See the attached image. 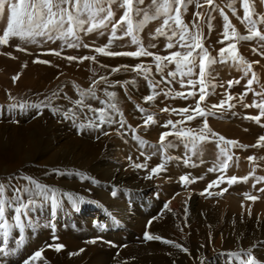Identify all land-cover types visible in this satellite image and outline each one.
Masks as SVG:
<instances>
[{
    "label": "bare ground",
    "instance_id": "6f19581e",
    "mask_svg": "<svg viewBox=\"0 0 264 264\" xmlns=\"http://www.w3.org/2000/svg\"><path fill=\"white\" fill-rule=\"evenodd\" d=\"M0 53L9 52L0 47ZM211 55L218 57V54ZM18 56L21 61L9 62L10 56L0 55V73L7 75L0 76V180L15 175L16 179L20 178L13 183L24 185V176L38 180L37 175L51 169L48 179L40 182L61 193V207L51 218L54 230L48 227L46 217L49 213L43 209L40 212L33 209L30 216L23 218V230L11 227L7 247L15 251L8 255L0 254V264H24L40 249H43V258L36 264H240L239 260L222 252L246 250L253 245H258L254 254L264 261L263 193L252 201L237 198L245 192L232 190L234 196L227 195L222 200L213 201L212 208H208L198 201L196 193L178 194L177 187L166 183L165 171L151 180L146 179L151 168L142 170L136 176L130 168L138 158L133 156L132 160L128 159L127 149L119 143L121 136L144 132L151 140L147 142L159 145L160 136L157 134L166 129L158 126L136 128L134 118L126 107L123 112L126 125L116 142H108L106 138L93 142L77 138L81 131L78 126L58 124L53 121L57 117L51 113L35 117L36 109L29 111L28 116L22 111L10 109L7 105L24 102L28 105L42 101L52 104L58 84L67 82L85 91L98 79L93 75V67L83 62L55 58L57 61L50 60V64H40L33 63L36 59L34 53L21 52ZM147 67L150 68L149 65ZM14 76H19L16 82H13ZM11 91L16 92V96H10ZM261 91L264 92V88ZM116 101L121 109L122 99ZM91 116L94 114L88 115ZM30 118L33 120L28 124L16 122L10 131L4 124L9 119ZM102 128L86 130L96 136L106 131ZM212 129L226 139L247 144L255 142L250 137L244 139L245 132L240 128L214 123ZM173 138L176 137L169 136L167 141ZM259 177H264V170L250 180L256 185L251 188L254 193H258L259 185L264 184V180L257 182ZM94 180H99V183ZM110 190L117 191L118 195L112 197ZM63 193L83 197L86 202L80 204L77 210ZM166 203L172 211L164 208ZM12 216V210L6 208V217ZM8 222L10 226L15 224L14 219ZM146 231L180 243L189 251L182 252L161 241H147L144 239ZM20 236L24 237L23 245L16 243ZM54 236H58L59 240H53ZM97 237H103V241L88 243ZM3 240L0 230V247L4 246ZM54 243H62L65 248L56 252L48 247ZM81 248L85 251L70 255Z\"/></svg>",
    "mask_w": 264,
    "mask_h": 264
},
{
    "label": "snow or ice",
    "instance_id": "6c2138e0",
    "mask_svg": "<svg viewBox=\"0 0 264 264\" xmlns=\"http://www.w3.org/2000/svg\"><path fill=\"white\" fill-rule=\"evenodd\" d=\"M243 8V16L240 18L241 23L247 26L248 35L240 34L233 26L229 16L225 13L224 8H220L215 3V0H195V6L197 9L207 4L210 9H218L221 17L223 18V40L220 43L226 44L225 47L220 48L218 57L211 55L209 50L204 46V35L201 28V20H203V14L199 11L194 12L191 27L183 19V13L187 10V5L193 3V0H150L146 5V0H8L7 10L10 13L7 18L6 28L0 35V46H10V41L13 38H18L25 43H39L41 41H61V50L49 49L47 54L55 55L57 57L62 56L63 47L67 48H89L90 45L83 41V37L89 34L99 33L104 35V30H108L110 27V35L108 42L105 46L95 47L93 50L96 53L102 54L107 57H153L156 62V71L163 74L165 68L168 65H175V70L167 72V76L162 75L160 81H151L149 86L153 90V94L145 97L146 101H153L158 93L156 88L163 82L171 84L176 80L177 75L180 76L179 83L182 88L187 87L189 91L176 92L173 98L179 97L184 100L190 98L195 101L194 107H184L180 109H171L181 115L183 119L178 121L168 120L164 125L165 128L171 126L170 131H164L159 137L160 149H167L175 147L170 141H167L169 136H175L181 143L184 144L186 149H189L195 153L198 149V145L215 141L217 148L219 149L220 156L225 157L220 161L217 166L209 168V172L213 171H225L229 168V162L232 161L233 156L230 154L231 148L241 147H264V135L258 137L257 144L254 145H242L237 140L226 139L223 135L215 133L208 124L207 117L214 115L213 110H223L225 107L228 109L233 108L235 105L231 103L234 97L231 94H227L225 99H222L219 104L211 105L210 107H201V104L207 100V98L215 94V89L223 87V84L216 82L213 66L216 64H226L231 62L233 66L241 69L245 75L251 73V78L247 80L246 91L241 94V102L243 97L248 92L253 91V84L257 81V76L253 72L252 63L248 62L238 50V44L233 41H244L260 39L264 41V14H257L253 12L254 0H239ZM231 9L232 14L237 15V10L234 4L230 2L226 5ZM119 7L122 9V14L119 19L115 18L114 8ZM5 12V6L0 4V15ZM139 18V19H136ZM162 19V23L155 29L153 39L157 37H166L167 49H176L169 52L167 55L154 54L148 51L139 36V33L143 31L146 22ZM211 20V13H209L208 21ZM208 21H205L207 23ZM125 37H131V42L138 45L137 51H117L109 50L115 40H123ZM37 38H40L38 41ZM151 48H156L155 43L150 44ZM16 51L27 52L28 49L20 45L16 46ZM255 51V49H253ZM31 54V53H30ZM264 54V53H261ZM0 55H8L12 59H16L11 53H0ZM62 58L71 61H77L82 63L86 60L95 61V56H75L67 55ZM33 63L50 64V61L40 59L37 57L33 60ZM258 63V61L256 62ZM27 66L26 64L24 65ZM121 68L128 69L137 73V75H143L147 80L151 69L143 64H137L135 66L122 65L118 68H113V72H118ZM197 69L199 70L197 72ZM185 77L187 80L185 81ZM195 77V79H193ZM19 76L13 77V82L18 80ZM171 78V79H169ZM100 83L108 84L109 87H114L116 84H121L120 81L110 82L107 77H101L100 80H94L92 86L80 93L81 99L76 100L77 105L84 104V97H90L91 99H98L96 95L97 86ZM134 84L135 81L123 82L121 86L127 84ZM240 80H230L227 82L228 88H231L234 84H239ZM199 86V87H197ZM166 96H172V90L164 93ZM56 95V93H53ZM105 95L109 98L108 101H101L102 104L107 103V108H93L90 104L85 105L88 111L94 114L95 119H90L87 124H79L78 127L81 131L92 128L100 129L104 124H111L116 121L113 120L112 113L118 114L123 117V112L120 110L118 103L113 102L116 100V93L105 90ZM256 95L261 96L260 102H254L253 104H243V107L250 108L255 107L260 110V114L256 116H246L247 119L255 121L257 124L261 123V117H264V92H258ZM198 96V99L196 97ZM51 105L45 102L40 104H12L8 107L10 109L20 108L25 110L27 108H35L37 110L41 108H47ZM2 107V106H0ZM111 110V112L109 111ZM141 112L143 108L139 109ZM53 111H59V109L53 108ZM161 111L168 112V108H164ZM65 118L75 120L74 112H65ZM197 117L204 118L202 127L197 131L192 128L177 127V125H183L186 121H192ZM99 121L97 123L96 121ZM18 123V121H16ZM119 124L124 126L125 121L120 119ZM156 120L152 115H148L145 119V126L155 124ZM264 126V125H262ZM135 131V130H133ZM104 135H108V132H104ZM211 138V139H210ZM99 139V136L97 137ZM140 144H146L147 142L136 137ZM221 142L224 146H221ZM230 146V147H229ZM144 155V153H141ZM150 157H146L144 163H133V167L136 169H148L147 160ZM132 160L131 157L128 158ZM173 159L168 156L164 163L158 164L156 167L151 168L146 179H153L161 172L166 171L167 160ZM249 160H255V157H248ZM186 166L191 165V157L183 161ZM54 171H59L54 169ZM63 175V173H61ZM76 175H81L76 173ZM15 175L5 177L0 180V230L3 232V244L0 247V254L8 255L13 253L15 249L8 248V237L10 235L11 227H16L21 230L24 229V217L30 216L33 209L40 212L42 209L49 213L47 215L48 227L55 229V225L52 224L51 218L56 216L58 210L61 207V193L56 188L50 187L32 176H24L22 179L26 182L24 185L20 183H13L15 181ZM199 179H202L200 177ZM248 176L238 178L237 176H231L227 178V184L232 185L238 182H247ZM264 180V177H259L257 182ZM180 181L189 184L194 183V179H190L188 175H182ZM219 182H225V177H218ZM95 183H99V180H94ZM214 185L218 186L217 181H213L208 185L205 191H208ZM222 189L221 191H226ZM264 192V189H260ZM203 194V193H201ZM67 196L74 208L79 210V205L85 203L83 197H74L71 193H63ZM110 195L116 197L117 191L110 190ZM246 195V199L256 201L258 199L255 195ZM243 207V205H242ZM6 208L11 209L14 213L12 217H6ZM167 211H172L168 203L164 205ZM187 210V209H186ZM9 219H14L15 224L10 226ZM103 227V226H101ZM183 231V229H181ZM144 239L147 241H161L164 244L172 245L176 249L187 253L189 249L183 247L180 243H175L172 240L163 239L159 235H152L149 232L144 233ZM53 240H59L58 236H54ZM99 241H103V237H97L88 241V243L96 244ZM17 245H23L24 237L20 236V239L16 241ZM111 244V241H108ZM258 245H253L247 250H241L239 252H229L228 256L234 257L240 261V264H264L255 254L254 248ZM48 247L54 248L56 252H60L65 248L62 243H54L48 245ZM85 249L81 248L77 253H70V255H78ZM43 249L35 251L31 257L24 261V264H36L41 260Z\"/></svg>",
    "mask_w": 264,
    "mask_h": 264
},
{
    "label": "rangeland",
    "instance_id": "374dc122",
    "mask_svg": "<svg viewBox=\"0 0 264 264\" xmlns=\"http://www.w3.org/2000/svg\"><path fill=\"white\" fill-rule=\"evenodd\" d=\"M150 0H146V5ZM230 2V0H215V3L220 6V8H224L225 13L229 16L233 26L237 29V31L242 35H248L247 26L244 23H241V17L243 16V8L240 4L239 0H231L234 4V7L237 10V15H233L231 9H229L226 5ZM203 3V0H201ZM0 4L5 6V12L3 15H0V35H2L3 30L6 28L7 18L10 14L7 10L8 0H0ZM253 12L259 14H264V0H254L253 4ZM114 11L116 13L114 19H119L122 14V9L119 7H115ZM199 11L203 14V20H201V28L204 35V46L209 50V52L213 54H218L220 48L225 47L226 44L220 43L223 40V18L221 17L218 9H210L207 4H204L203 7L197 9L195 6V0L193 3L187 5L186 12L183 13V19L186 23L191 27V22L193 20L194 12ZM209 13H211V20L208 21ZM139 19V18H136ZM205 21H208L205 23ZM162 23V19L152 20L145 23L143 31L139 33V36L142 40L144 47L158 55H167L171 51H175L176 49H167V39L166 37H157L153 39V35L155 33V29L159 27ZM262 31H264V27H262ZM104 35H99V33L89 34L88 36L83 37V41L90 45L89 48H67L66 46L62 49V56L57 57L55 55L47 54L49 49H57L61 50V41H56L55 43L48 42H39V43H25L18 38H13L10 41V46H0L7 52L14 54L16 59H12L9 57V62H15L19 59L18 54L21 52L16 51V46L20 45L28 49L27 52H22L24 54L34 53L35 57H39L40 59H45L47 61H57L55 58H59L61 61L66 60L62 58L67 55H75V56H95L96 60H86L83 63L88 64L93 67V75L96 76L100 80V78L107 77L108 81L115 82L120 81L121 84L123 82H131L135 81L134 84L129 83L126 86H121V84H116L114 87H109L108 84L100 83L96 89V95L98 99H91L90 97H84V104L77 105L75 103L76 100L81 99L80 91L76 86H72L70 83L62 82L58 84L55 92L56 95L52 97V104L50 107L41 108L39 110L36 109V112L33 114L35 117H39L43 114H53L57 118L53 121L58 124H69L73 126H78L79 124H87L90 119H95L94 116L88 117L92 112L88 111L85 105L90 104L93 108H107V103L102 104L101 101H108V97L105 95V90L109 92L116 93V99H122L123 105H121V111L124 112V108L126 107L131 112V116L134 118L135 127L142 128H152L158 126L159 128H163L168 120L178 121L183 119V117L176 112L171 111V109H180L184 107H194L195 101L193 99L184 100L179 97L173 98L176 92H187L189 89L187 87L182 88L179 80L180 76L177 75L176 80L172 81L171 84L161 83L157 88L156 98L153 101H146L145 97L153 94L152 88L149 86L151 81H160L161 76H167V72L170 70H175V65H168L165 68L164 73H158L156 71V62L153 57H107L102 54L94 52V48L98 46H105L108 42V38L110 35V27L108 30H104ZM39 41L40 38H37ZM238 44L239 53L253 65V72H255L257 76V81L254 82L252 88L253 91L248 92L246 96L243 97V101L241 102V94L246 91V83L247 80L251 78V73L245 75L244 72L238 67L233 66L231 62L226 64H216L213 66L214 75L216 77V82L218 84H223V87H217L215 89V94L209 96L205 102L201 104V107H210L214 104H219L222 99H225L227 94H231L234 99L231 101L235 106L231 109L225 107L223 110H213L215 112L214 115L208 116V124L212 129L213 124H224L226 127H234L240 128L241 131L245 132L243 134V138H252L255 142L251 144L243 143V141H239L242 145H254L257 144L256 141L258 137L264 135V117H261V123L257 124L255 121L247 119L246 116H256L260 114V110L255 107L245 108L243 104H253L254 102H260L262 97L256 95L258 92H262L261 90L264 88V41L260 39L253 40H244V41H233ZM155 43L157 45L156 48H151L150 44ZM138 45L133 44L131 42V37H125L123 40H115L109 50H117V51H137ZM255 49V51H253ZM252 55L253 57H249ZM258 61V63H256ZM77 62V61H76ZM137 64L149 65L151 72L149 74L148 79L146 80L143 75H137L136 72L121 68L118 72H113V68H118L122 65H128L130 67L135 66ZM146 66V67H147ZM43 68H46L45 66ZM199 70L197 69V72ZM0 76L6 77L4 73H0ZM171 79V78H169ZM185 81L187 77L184 78ZM195 79V77H193ZM240 80L239 84H234L231 88H228L227 82L230 80ZM199 87V86H197ZM169 89L172 90V96H166L164 93L168 92ZM10 96H16V92L11 91ZM198 99V96L196 97ZM115 102V101H113ZM116 103H118L116 101ZM24 104H26L24 102ZM9 105H7L8 107ZM53 108L59 109V111L54 112ZM123 108V109H122ZM143 108L144 111L141 112L139 109ZM164 108H168V112L161 111ZM15 110L22 111V113L27 116L31 111H34L35 108H27V110H21L20 108H16ZM30 111V112H29ZM111 112V110L109 109ZM65 112H74L75 120L67 119L64 116ZM14 113V112H13ZM148 115H152L156 120L155 124H151L149 126H145L144 122ZM31 116V115H30ZM29 116V117H30ZM113 120L116 121L111 124L102 125V129H105L106 132L113 135H96L92 136L87 133V130L80 131L77 135V138H81L88 141H95L99 136V139L106 138V140L114 141L118 140V136L123 134V127L120 126L119 120L125 117L123 113V117H120L116 113H112ZM2 117V116H1ZM33 119H19L18 122H22V124H28ZM125 121V120H124ZM99 123V121H96ZM204 122V118L197 117L192 121H186L183 125H177V127L183 128H192L197 131L202 127ZM16 123L13 119H9L4 122L7 126V131H10L11 126ZM126 125V122L124 123ZM112 128V129H109ZM166 131L171 130V126L165 128ZM213 130V129H212ZM104 133V132H103ZM144 132H138L128 135L129 137L121 136L119 140L120 144L127 149L126 156L138 158L136 163H144L146 157H150L147 160L148 168L156 167L158 164L164 163L168 156L173 157V159L167 160L166 163V175L165 180H168V184L177 187L178 194H195L198 197V201H200L203 205H207L208 208H212L213 201H218L224 199L227 195H233L232 190H239L245 192L247 195H255L263 193L259 190L258 193H254L251 191V188H254L256 185L253 182H250L251 178L256 174H260L261 171L264 170V147H241V148H231L230 146V154L233 156L232 161L229 162L230 166L225 171H213L209 172V168H213L218 165V163L225 159V157L220 156L219 149L216 146L214 140L211 142H205L198 145V149L195 153L186 149L184 144L181 143L177 138L170 139V141L175 147L160 149L159 145H153L150 139L146 138ZM162 131L158 132V136H160ZM139 137L140 139L146 141V144H140L136 139ZM146 138V139H145ZM211 139V138H210ZM166 141V143L168 142ZM136 143V144H135ZM62 145V143H60ZM221 146H224L221 142ZM144 153V155H141ZM191 157V165L194 166H186L183 161L188 157ZM248 157H255V160H249ZM133 170L134 174L137 176L144 169H136L134 167L130 168ZM46 170V169H43ZM49 170V171H48ZM44 173H40L37 175V179L39 181H45L48 179V176L51 174V169H48ZM151 170V169H150ZM18 172V171H17ZM16 172V173H17ZM247 175L249 179L247 182H238L232 185L227 184V178L231 176ZM182 175H188L190 179H194V183L185 184L180 181V177ZM225 177V182H219L218 177ZM202 177V179H199ZM20 178L19 176L17 179ZM16 179V180H17ZM153 179H156L154 177ZM217 181L218 186L214 185L208 191L205 189L208 188V185ZM260 189H264V184H260ZM52 187V186H50ZM54 188V187H53ZM222 189H227L226 191H221ZM257 189V187H256ZM203 193V194H201ZM236 196L239 199H246V195ZM234 196V195H233ZM246 228V227H245ZM244 229V228H243ZM247 229V228H246ZM244 229V230H246ZM253 229H257L254 227ZM243 230V231H244ZM242 249H237L233 252H239ZM247 250V249H246ZM228 253V252H227ZM226 252H222V254L227 255ZM228 256V255H227ZM230 257V256H229ZM237 260V259H236ZM238 261V260H237Z\"/></svg>",
    "mask_w": 264,
    "mask_h": 264
}]
</instances>
